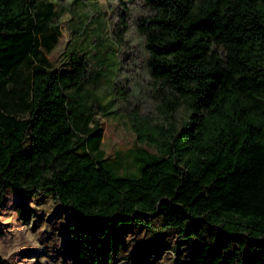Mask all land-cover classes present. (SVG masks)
Segmentation results:
<instances>
[{
  "label": "trees",
  "instance_id": "16d2710c",
  "mask_svg": "<svg viewBox=\"0 0 264 264\" xmlns=\"http://www.w3.org/2000/svg\"><path fill=\"white\" fill-rule=\"evenodd\" d=\"M145 1L159 117L134 107L150 146L119 171L96 116L115 99L97 91L102 66L77 50L53 64L52 1L0 0V206L12 190L69 210V264H113L123 225L146 227L139 254L173 230L178 251L195 240L190 264H264V0Z\"/></svg>",
  "mask_w": 264,
  "mask_h": 264
},
{
  "label": "rangeland",
  "instance_id": "374dc122",
  "mask_svg": "<svg viewBox=\"0 0 264 264\" xmlns=\"http://www.w3.org/2000/svg\"><path fill=\"white\" fill-rule=\"evenodd\" d=\"M61 27L59 41L49 54L59 68L68 66L71 52H86L89 67L102 66L97 86L103 101L115 95L108 113L96 116L103 125L102 147L119 171L136 168L133 150L139 145L130 115L134 107L142 117H159L147 63L145 33L138 20L149 12L145 0H51ZM103 20L102 26L99 21ZM82 21H87L82 28ZM81 24V25H80ZM77 25H80L77 28ZM21 205L20 203H23ZM72 213L57 205L51 195L6 193L0 206V254L13 264L41 260L69 264V221ZM142 225H123L117 232L113 264H190L195 240L182 242L176 231L152 234L146 251L138 253L146 232Z\"/></svg>",
  "mask_w": 264,
  "mask_h": 264
},
{
  "label": "crops",
  "instance_id": "0c3cea01",
  "mask_svg": "<svg viewBox=\"0 0 264 264\" xmlns=\"http://www.w3.org/2000/svg\"><path fill=\"white\" fill-rule=\"evenodd\" d=\"M50 1H51V0H50ZM53 4H54V3H53ZM54 6H55V5H54ZM55 9H56V8H55ZM56 19H57V18H56ZM57 22L59 23L58 19H57ZM103 22H104V21H103L102 19L99 21V23H100L102 26H104V25H103ZM81 24L83 25L82 28L84 29V28H86V26H87V21H82ZM81 24H80V25H81ZM80 25H77V28H78ZM59 27H60V24H59ZM60 35H61V27H60L59 38H60ZM59 38H58V41H59ZM58 41H57V43H58ZM57 43L55 44V46L57 45ZM55 46H54V48H55ZM54 48H53V49H54ZM53 49H52V50H53ZM52 50L48 52V55L52 52ZM49 57H50V55H49ZM4 234H5V232H4L3 234H0V237L3 236Z\"/></svg>",
  "mask_w": 264,
  "mask_h": 264
}]
</instances>
